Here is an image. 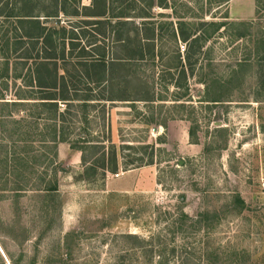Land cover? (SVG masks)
Returning a JSON list of instances; mask_svg holds the SVG:
<instances>
[{
    "label": "rangeland",
    "instance_id": "obj_1",
    "mask_svg": "<svg viewBox=\"0 0 264 264\" xmlns=\"http://www.w3.org/2000/svg\"><path fill=\"white\" fill-rule=\"evenodd\" d=\"M166 2L167 9L150 11L160 36L156 59L136 63L137 75L147 76L163 101L152 108L137 103L133 111L116 103L105 121L92 111L86 137L110 138L116 148L133 141L154 145V164L85 182L81 154L59 144L63 172L52 200L34 189L52 175L50 168L30 169L39 161L34 152L26 193L15 199L0 191V264H9L5 253L15 261L22 257L21 264L34 257L39 264L48 258L50 264H264V89L258 63L264 0ZM71 3L80 8L90 1ZM206 23L225 27L204 42L211 32L201 27ZM134 24L141 28L142 20ZM171 29L194 32L199 42L171 43ZM187 54L193 75L183 80ZM104 123L108 128L101 133ZM167 124H175L171 137ZM44 129L31 139L42 154L49 152L39 149V140L48 137ZM149 154L138 150L131 159L147 162Z\"/></svg>",
    "mask_w": 264,
    "mask_h": 264
},
{
    "label": "trees",
    "instance_id": "obj_2",
    "mask_svg": "<svg viewBox=\"0 0 264 264\" xmlns=\"http://www.w3.org/2000/svg\"><path fill=\"white\" fill-rule=\"evenodd\" d=\"M89 1L88 6L78 8L71 0H0V181L4 185L0 191H10L15 199L26 193L27 169L31 166L28 158L34 152L40 153L38 166L30 169L52 171L51 176L46 174L47 184L35 185V191L44 197L57 193L58 174L63 172L57 155L60 143L69 144L81 154L80 180L85 182L103 181L107 174L154 164V145L133 141L121 142L116 148L110 138L95 141L97 138L86 137L90 136L92 111L105 121L107 108L116 103H128L124 105L133 111L137 103L151 107L163 101L153 94L148 77L137 75L136 63L155 61V44L160 36L149 22L150 11L167 9V2ZM74 19L80 21L79 27L71 25ZM139 19L141 28L134 24ZM66 21L68 26L61 25ZM204 26L211 29L204 42L225 27L219 23L201 24ZM88 27L93 30L89 32ZM193 33L171 29L169 41L187 43L192 38V43H198L200 38H193ZM261 42L259 84L264 89V41ZM185 62L188 67L181 71L183 80L193 75L188 54ZM107 125L99 124L103 126V132H99L104 133ZM159 126L166 128L165 124ZM42 128L48 131L46 140L42 139L46 142L39 138V149L49 151L44 154L34 148L37 140H31L33 133ZM28 149L31 154H27ZM138 150H150L147 162L140 157L131 159ZM125 151L129 153L126 157L122 155ZM13 184L15 188L10 187ZM5 255L9 264H21L22 257L15 261ZM50 260L42 263L50 264ZM27 263L40 262L34 257Z\"/></svg>",
    "mask_w": 264,
    "mask_h": 264
},
{
    "label": "crops",
    "instance_id": "obj_3",
    "mask_svg": "<svg viewBox=\"0 0 264 264\" xmlns=\"http://www.w3.org/2000/svg\"><path fill=\"white\" fill-rule=\"evenodd\" d=\"M173 123H175V122H173ZM172 125H175V124H169V125L167 124V129H166L167 132L169 133V136H170V137L172 136L171 132L173 133V132H174V129H175V128H174L175 126H172ZM158 128H162V126H159ZM156 132H158V130H156ZM180 137H181V138H180L181 141H183V142H185L186 140L188 141V138H187L186 135H185V136H180ZM174 138H175V137H174ZM169 141H171V139H170ZM61 144H67V143H60V145H61ZM68 145H69V144H68ZM190 146H191V147H193V146L195 147L196 145L193 144V145H190ZM190 146H189V147H190Z\"/></svg>",
    "mask_w": 264,
    "mask_h": 264
},
{
    "label": "water",
    "instance_id": "obj_4",
    "mask_svg": "<svg viewBox=\"0 0 264 264\" xmlns=\"http://www.w3.org/2000/svg\"><path fill=\"white\" fill-rule=\"evenodd\" d=\"M153 132H156V130H153Z\"/></svg>",
    "mask_w": 264,
    "mask_h": 264
}]
</instances>
